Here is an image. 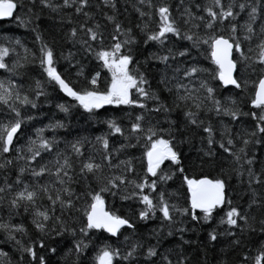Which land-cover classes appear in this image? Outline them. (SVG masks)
<instances>
[{
	"label": "snow or ice",
	"instance_id": "1",
	"mask_svg": "<svg viewBox=\"0 0 264 264\" xmlns=\"http://www.w3.org/2000/svg\"><path fill=\"white\" fill-rule=\"evenodd\" d=\"M4 20L0 264H264V0Z\"/></svg>",
	"mask_w": 264,
	"mask_h": 264
},
{
	"label": "trees",
	"instance_id": "2",
	"mask_svg": "<svg viewBox=\"0 0 264 264\" xmlns=\"http://www.w3.org/2000/svg\"><path fill=\"white\" fill-rule=\"evenodd\" d=\"M0 31H7L8 34H15L17 38L24 40L29 46H31L30 34L27 33L25 29L18 28L14 21L11 20L0 21ZM45 111H49V109H45ZM44 122L46 123L47 121L45 120Z\"/></svg>",
	"mask_w": 264,
	"mask_h": 264
}]
</instances>
